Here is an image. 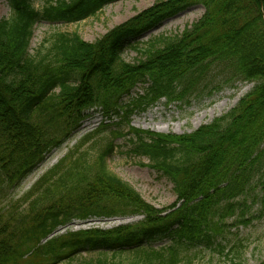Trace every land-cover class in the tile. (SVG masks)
Returning a JSON list of instances; mask_svg holds the SVG:
<instances>
[{
    "label": "trees",
    "instance_id": "1",
    "mask_svg": "<svg viewBox=\"0 0 264 264\" xmlns=\"http://www.w3.org/2000/svg\"><path fill=\"white\" fill-rule=\"evenodd\" d=\"M115 1L43 0L35 8L8 0L0 19V264H195L198 248L240 264L242 243H223L244 222L227 224L245 207L239 198L264 175V0H156L92 42L57 29L29 52L37 22H79ZM193 5L204 13L190 27L132 45L138 58H123L129 39ZM237 82L253 86L189 133L130 125L161 99L185 105ZM96 106L128 127L114 138L128 135L129 153L172 183L175 203L157 209L109 172L116 147L110 140L96 153L83 148L91 133L18 200L9 198ZM124 216L141 219L57 232L77 219Z\"/></svg>",
    "mask_w": 264,
    "mask_h": 264
},
{
    "label": "rangeland",
    "instance_id": "2",
    "mask_svg": "<svg viewBox=\"0 0 264 264\" xmlns=\"http://www.w3.org/2000/svg\"><path fill=\"white\" fill-rule=\"evenodd\" d=\"M43 0H31L35 8H40ZM156 0H118L106 5L95 16L75 23H49L39 21L33 28V34L29 44V52L34 53L52 32L57 29L67 32H76L83 40L92 42L105 34L112 27L126 21L139 11L149 7ZM10 13L8 0H0V19L7 18ZM204 13L201 5H193L185 10L169 17L141 35L129 39L123 51V58L132 62L138 58V53L132 45L142 44L149 39L162 34L170 35L180 33L186 27L198 20ZM251 83L237 82L233 87H225L212 94L206 92L197 99H192L188 104H168L161 99L145 111L135 113L131 117L130 125L138 130L161 133V134H184L189 133L200 125L207 124L217 117L228 112L236 103L247 94ZM122 100L126 102L127 97ZM89 116L81 123L76 131L67 138L59 147L53 148L45 156L41 163L25 177L15 188H12L10 197L13 201L18 200L33 184L51 167L57 164L73 146L85 135L91 133L89 139L84 142L83 148H92L97 152L108 141H113L115 150L107 157L108 171L119 177L133 187L141 197L157 209L169 207L176 201L172 183L153 169L143 166L147 164L144 158H136L129 153L127 137L114 138L113 132H128V127L115 115L106 116L98 106L88 110ZM104 125L98 132H94ZM130 135V134H129ZM97 149V150H95ZM244 204L243 213L238 209L234 217L227 219V224L241 220L246 223H238L229 228L226 233L224 245L231 250V246L241 242L240 264H260L264 261V175L256 179L250 192L239 198ZM140 216H124L113 218H89L86 221L73 220L66 227L58 229L62 233L66 229L71 231L88 228L110 229L120 225L136 223ZM166 240L157 242V247L166 244ZM200 253L195 264H226L223 256L206 248H198ZM230 252V251H229Z\"/></svg>",
    "mask_w": 264,
    "mask_h": 264
}]
</instances>
